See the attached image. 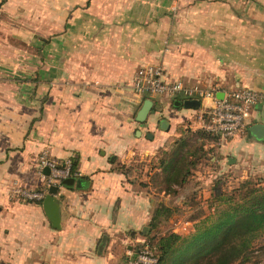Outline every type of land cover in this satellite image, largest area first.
Listing matches in <instances>:
<instances>
[{
  "label": "crops",
  "instance_id": "1",
  "mask_svg": "<svg viewBox=\"0 0 264 264\" xmlns=\"http://www.w3.org/2000/svg\"><path fill=\"white\" fill-rule=\"evenodd\" d=\"M48 3L42 33L55 36L42 46V60L29 53L40 46L30 40L23 49L10 44L15 58L0 60V264H113L120 240L129 234L128 241L142 242L136 235L155 211L150 188L120 167L146 153L156 130L199 112L174 105L180 97L134 94L127 85L133 73L159 64L169 81L252 88L261 96L248 127L264 124V0ZM21 29L13 32L35 33L34 25ZM146 98L154 112L139 122ZM248 127L208 143L221 173L264 176V138ZM43 148L60 161L76 157L80 173L79 187L62 185L55 194L58 228L43 199L10 191L43 188L35 172Z\"/></svg>",
  "mask_w": 264,
  "mask_h": 264
},
{
  "label": "rangeland",
  "instance_id": "2",
  "mask_svg": "<svg viewBox=\"0 0 264 264\" xmlns=\"http://www.w3.org/2000/svg\"><path fill=\"white\" fill-rule=\"evenodd\" d=\"M48 5V0H6L0 10V60L15 58L14 52L8 49L10 44L23 49L26 47L24 46L25 40L41 44L45 38L55 36L42 33L43 16ZM31 25H34L35 28L34 34H16L13 32L15 30L22 31V26ZM27 49L29 53L31 51V53H35V50ZM21 56L19 55L20 60H22ZM196 115L197 113L190 119L173 124L172 129H169L168 126H162L161 129L156 130V140L146 148V153L141 155L136 153L129 163L121 167L128 175L129 181L141 187L150 188L148 192L155 198V207L158 203L164 202L173 208L167 220L158 226V231H153L149 235L144 234L146 230L137 233L136 237L139 240L156 241L160 236L171 232L181 235L193 232L196 222L205 217L215 216L224 206L210 205L211 195L217 189L232 190L246 179L259 180V183L264 185V176L247 175L242 177V174L240 175L238 172L221 173L218 167L211 165L210 156L214 155L215 150L210 148L208 143L214 141L215 138L210 134H204L206 131L197 124ZM180 140L184 142L182 145H180ZM177 147H179L181 154H187L186 167L189 170V175L183 185L172 183L166 192L163 171L159 163L161 158H168L173 148ZM190 160L195 161V164H189ZM185 221L189 223L184 226ZM124 239L122 242L120 240L121 249L118 250V255L113 264L121 261L129 249L136 251L142 247L140 241L135 242L133 238L132 241H128L130 239L129 234H126ZM253 248H256L255 251L257 252H252L250 259L237 260L232 264H251L256 259L259 260L258 264H264V231L254 241Z\"/></svg>",
  "mask_w": 264,
  "mask_h": 264
},
{
  "label": "trees",
  "instance_id": "3",
  "mask_svg": "<svg viewBox=\"0 0 264 264\" xmlns=\"http://www.w3.org/2000/svg\"><path fill=\"white\" fill-rule=\"evenodd\" d=\"M5 2L6 0H0V10ZM50 39L51 37L45 38L35 48V53L41 60L42 46ZM35 75L37 80V70ZM204 134L209 135L206 132ZM211 136L217 139V136ZM183 143L180 140V145ZM186 156L177 147L173 148L168 158H161L159 165L163 171L166 192L172 183L183 185L186 182L189 175ZM71 161L72 168L75 169L77 158L73 157ZM211 163L213 165L212 161ZM189 164H195V161L190 160ZM211 197L210 205L224 206L215 216L196 222L193 232L187 235L171 232L160 236L156 241L144 239V243L147 242L155 248L157 264H232L237 260L250 259V254L256 250L253 243L264 231V185L259 180L246 179L232 190L217 189ZM172 211L173 208L164 202L158 203L144 234L158 231V226L167 220ZM258 263L259 260L256 259L251 264Z\"/></svg>",
  "mask_w": 264,
  "mask_h": 264
},
{
  "label": "built area",
  "instance_id": "4",
  "mask_svg": "<svg viewBox=\"0 0 264 264\" xmlns=\"http://www.w3.org/2000/svg\"><path fill=\"white\" fill-rule=\"evenodd\" d=\"M136 95L151 94L169 98L196 99L200 106L197 113V124L204 131L219 138H234L248 127L253 105L260 94L248 87L221 89L215 84H185L180 80H166L163 68L159 64H143L139 66L127 84ZM221 93V96H218ZM203 102H206L203 104ZM48 168V174L44 173ZM36 175L43 181V188L14 185L11 193L24 201H41L50 185L62 186L61 181L67 177H78L80 173L72 168V161H63L52 157L47 148L40 150L35 169ZM185 221L183 225H188ZM136 251L128 250L124 259L117 264H157L158 256L153 246L142 242Z\"/></svg>",
  "mask_w": 264,
  "mask_h": 264
},
{
  "label": "water",
  "instance_id": "5",
  "mask_svg": "<svg viewBox=\"0 0 264 264\" xmlns=\"http://www.w3.org/2000/svg\"><path fill=\"white\" fill-rule=\"evenodd\" d=\"M218 96L220 97L221 94H218ZM173 104L182 106L184 108H193V109L199 108L200 106L199 100H196V99H184V100L176 99L173 101ZM152 106H153V101L151 99L149 98L144 99L142 105L140 106L139 110L136 113L135 119L139 122L144 121L149 112H154V109H152ZM248 130L250 131V133L255 139L264 138V124L262 123L252 124L248 127ZM147 135L149 138H152L151 133H148ZM43 171L45 174H48L49 169L44 168ZM80 182L81 181L78 178L75 179L74 177H67V178L62 179L61 184L63 186L75 185L79 187ZM57 191H58L57 185H50L48 187L47 193L45 194L42 200V207L45 212V215L48 218V220L51 222L52 226L55 228H58L60 226L59 225L60 217H59V210H58V201L55 197V194L57 193ZM101 247L102 246L99 245V249Z\"/></svg>",
  "mask_w": 264,
  "mask_h": 264
}]
</instances>
